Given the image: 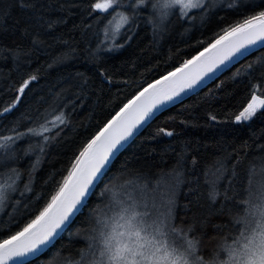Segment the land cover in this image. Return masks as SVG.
Wrapping results in <instances>:
<instances>
[{
	"label": "snow or ice",
	"instance_id": "6c2138e0",
	"mask_svg": "<svg viewBox=\"0 0 264 264\" xmlns=\"http://www.w3.org/2000/svg\"><path fill=\"white\" fill-rule=\"evenodd\" d=\"M216 7L209 0H96L88 5L89 16L93 12L111 16L103 28L104 39L94 48H79L56 38L58 51L50 54L48 68L67 69L70 62L82 57L96 67L101 85L111 83L103 52L123 48L135 39L141 27H150L154 36H162L174 21L195 20L193 10L200 14L202 22L210 21ZM227 8L239 18L221 29L223 34L211 39L202 51L141 87L119 107L87 139L66 169L67 175L37 213L27 218L25 214H9L0 221V264H30L28 257L38 256L49 245L55 247L57 235L74 223L73 217L83 208H88V214L73 234L83 246L76 248L74 255L63 256L64 249L58 250L48 264H264V155L254 157L246 173H242L238 168L247 154L241 157L240 151L234 149L212 164H205L200 172L196 157L189 158V153L182 150L169 168L153 171L155 166L130 168L125 163L108 176L113 157L155 111L196 87L238 54L244 55L258 43L264 47V0H239L235 7L228 4ZM13 10L21 14L17 30L32 39L27 49L17 44L4 51L15 60L29 58L30 63L31 54L45 47L41 30L54 29L66 21L59 16L52 18L50 0H3L0 23ZM39 72L37 68L22 73L8 84L7 90L14 98L0 116L6 117L28 98ZM244 75L250 98L234 114L236 123L251 121L258 113L264 116V54L246 66ZM92 88L91 79L84 73L61 75L49 90L48 99L41 98V103L46 104L43 112L38 107L35 118L28 116L29 124L34 126L21 131L24 125L17 120L7 129L9 134L0 135V208L23 182L24 171L18 166L21 153L43 155L71 125L76 105L82 104ZM69 106L71 112L66 110ZM209 118L217 120L213 114ZM159 131L173 135L164 129ZM32 137L38 142L20 146L21 141ZM38 163L39 155L27 170L25 191H31ZM257 174L261 176L259 181L254 180ZM98 187V202L90 206L89 197Z\"/></svg>",
	"mask_w": 264,
	"mask_h": 264
},
{
	"label": "trees",
	"instance_id": "16d2710c",
	"mask_svg": "<svg viewBox=\"0 0 264 264\" xmlns=\"http://www.w3.org/2000/svg\"><path fill=\"white\" fill-rule=\"evenodd\" d=\"M2 2L3 0H0V3ZM50 2L53 5L52 18L59 16L66 22L54 29L41 30L40 39L45 41V47L31 54L30 63L29 58L21 57L15 60L10 53L6 54L4 51L17 44L25 49L30 47L32 37L22 36L17 30L16 21L21 17L19 10H13L11 16L0 23V112L14 98V94L7 90L8 84L19 79L22 73L40 69L39 79L33 83L28 98L6 117L0 116V135L9 134L7 129L17 120H21L24 125L20 128L21 131L25 127L34 126L29 124L28 116L35 118L38 107L43 112L46 104L41 103V98L48 99L49 90L56 85L61 75L68 72L84 73L91 79L93 88L82 104L76 105V111L71 114V125L64 128L43 155L36 152L23 156L21 153L22 159L18 166L24 171V179L18 190L12 194L11 200L0 208V221L7 219L9 214H25L27 218L28 214L37 213L50 199L58 183L62 182L63 176L67 175L66 169L70 168V162L79 154L87 139L102 127L119 107L131 99L141 87H146L147 83L159 79L168 71H173L183 60L190 59L197 51H202L211 39L223 34L221 29L239 18L235 11L227 8L228 4L235 7L239 0H209V3L214 2L217 5L212 9L214 14L210 21L202 22L200 14L193 10L192 14L197 17L195 20L189 19L183 23L174 21L169 32L162 36H154L150 27H141L135 39L123 48L102 53L106 61L104 67L109 71L111 83L105 82L101 85V78L96 76V67L82 57L70 62L71 66L67 69H50L48 63L51 60L50 54L58 51L56 38L68 41L74 47L94 48L104 39L103 28L111 16L100 12H93L89 16L88 5L96 0ZM97 17L101 19L98 21ZM220 17H223V20ZM120 42L124 43L123 40ZM261 54H264V47L230 66L199 91L153 117L114 158L109 166L111 171L108 176L116 173L125 163L130 168L155 166L153 171L157 168H169L175 162L176 154L182 150L189 153V158L196 157L201 165L198 169L200 172H203L205 164H212L217 157L232 153L234 149L239 150L241 157L247 154V158L242 159L238 170L246 173L249 162L254 157L264 155L261 151V146L264 145V116L258 113L253 120L244 123H236L233 117L240 110L242 102L250 98L246 88L248 80L244 75L246 66ZM257 94H260L259 89ZM66 110L71 112V106ZM210 114L216 115L217 120L211 121ZM160 129L170 131L173 135L168 136L160 132ZM37 142L38 138H26L20 142V146L26 147L29 143ZM38 155L39 163L32 174L31 191H25L24 183L28 182L27 170L37 160ZM200 178L203 181L202 175ZM260 179L259 174L254 177L255 181ZM21 192L24 193L23 196ZM99 192L98 187L90 195V206L98 202ZM17 201L19 203H16ZM87 214L88 208L81 209L73 218L74 223L53 242L55 247L51 245L43 253L28 260L30 264H48L49 258L62 248L63 256L69 253L74 255L76 248L82 247L83 242L73 234ZM2 238L0 236V239ZM208 247L211 248L212 245Z\"/></svg>",
	"mask_w": 264,
	"mask_h": 264
},
{
	"label": "water",
	"instance_id": "95a60500",
	"mask_svg": "<svg viewBox=\"0 0 264 264\" xmlns=\"http://www.w3.org/2000/svg\"><path fill=\"white\" fill-rule=\"evenodd\" d=\"M260 48H262V46L258 43L257 45H255V46H252V47H250L246 52H244V55H237L235 58H233L231 61H227V62H225V64H223V65H220L219 66V68H218V70H216L215 71V73L214 74H209V76H206L203 80H202V82H200L196 87H194L193 89H190V90H187L185 93H182L179 97H177L176 99H174L172 102H169V103H167L165 106H163V107H160L159 108V110H157V111H155V113H154V115L152 116V118L153 117H155L156 115H158L160 112H162L163 110H165V109H167V108H169V107H171V106H173V105H175V104H177V103H179V102H181L182 100H184L185 98H187V97H189L190 95H192V94H194L195 92H197V91H199L200 89H202L203 87H205L207 84H209L211 81H213L215 78H217L218 76H220L225 70H227L230 66H232L233 64H235V63H237L239 60H241V59H243L244 57H246L247 55H249L250 53H252V52H254V51H256V50H258V49H260ZM151 118V119H152ZM151 119H149L148 120V122L151 120ZM147 122V123H148ZM147 123H145L142 127H140L137 131H136V133H135V135L132 137V138H130L129 139V141L126 143V144H124V146L120 149V151L119 152H121V150L146 126V124ZM119 152L116 154V156L119 154ZM115 156V157H116ZM115 157H113V160H114V158ZM112 160V161H113ZM110 166V165H109ZM76 216V215H75ZM74 216V217H75ZM73 217V218H74ZM63 232V231H62ZM62 232H60L58 235H57V237L55 238V240L61 235V233ZM54 240V241H55ZM53 241V242H54ZM51 245H49L48 247H50ZM47 247V248H48ZM47 248H44L42 251H41V253H43ZM40 253V254H41ZM39 255V254H38ZM32 258H34V257H28L27 258V260H30V259H32ZM10 264H11V262H10Z\"/></svg>",
	"mask_w": 264,
	"mask_h": 264
}]
</instances>
